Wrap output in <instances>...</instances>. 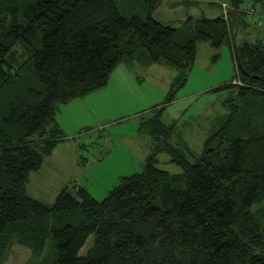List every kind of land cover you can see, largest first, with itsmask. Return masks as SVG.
<instances>
[{
	"label": "trees",
	"instance_id": "16d2710c",
	"mask_svg": "<svg viewBox=\"0 0 264 264\" xmlns=\"http://www.w3.org/2000/svg\"><path fill=\"white\" fill-rule=\"evenodd\" d=\"M160 1L140 0L143 15L116 0H0V256L17 236L36 253L51 238L49 264H264V37L236 46L233 26L251 23L244 6L258 11L251 24L261 26L264 0H224L235 21L203 16L193 31L157 21ZM225 41L235 43L239 77L218 89L234 92L235 104L202 156L190 161V151L173 147L174 125L160 108L139 125L155 152L105 199L79 186L52 205L28 195L30 174L65 141L58 104L101 89L118 64L141 59L181 71L178 89L197 44ZM162 152L181 172L158 166Z\"/></svg>",
	"mask_w": 264,
	"mask_h": 264
},
{
	"label": "rangeland",
	"instance_id": "374dc122",
	"mask_svg": "<svg viewBox=\"0 0 264 264\" xmlns=\"http://www.w3.org/2000/svg\"><path fill=\"white\" fill-rule=\"evenodd\" d=\"M192 1L196 4L187 6L185 0H161L153 16L179 30L187 22L189 31L203 16L212 19L222 15L231 24L235 21L230 17L235 8L228 1ZM116 2L122 10L135 7L137 13L146 14L140 0ZM247 21L253 22L249 18ZM251 23L239 28L233 22L236 46L264 37V26ZM235 43L225 41L215 47L199 42L194 65L178 89L175 86L182 83L181 71L166 63L145 64L141 59L132 65L118 64L101 89L58 104L55 123L65 141L44 159L39 171L30 174L28 195L52 205L64 188L73 190L79 186L97 200L105 199L123 177L142 172L155 152L156 143L140 133L139 125L143 117H152L160 108L163 122L174 125L170 138L173 147L185 155L190 151V161L202 156L206 139L221 127L231 104H235L229 102L234 92L218 89L239 77ZM171 158L166 152L159 153L158 166L181 172ZM47 243L42 252L36 253L27 244L19 243L16 236L0 256V264H49L55 250L51 238Z\"/></svg>",
	"mask_w": 264,
	"mask_h": 264
},
{
	"label": "built area",
	"instance_id": "2783aa9c",
	"mask_svg": "<svg viewBox=\"0 0 264 264\" xmlns=\"http://www.w3.org/2000/svg\"><path fill=\"white\" fill-rule=\"evenodd\" d=\"M246 12L248 13V14H250V16H252V17H250V18H252V20L254 21V18L257 16V10L256 9H254L253 7H249L248 9H246ZM259 15V14H258ZM258 20H259V18H258ZM257 20V21H258ZM259 23L260 24H262L263 26H264V17H262V18H260V20H259Z\"/></svg>",
	"mask_w": 264,
	"mask_h": 264
}]
</instances>
